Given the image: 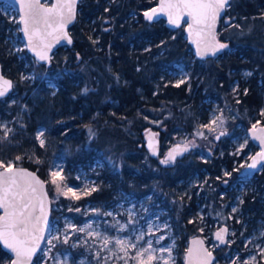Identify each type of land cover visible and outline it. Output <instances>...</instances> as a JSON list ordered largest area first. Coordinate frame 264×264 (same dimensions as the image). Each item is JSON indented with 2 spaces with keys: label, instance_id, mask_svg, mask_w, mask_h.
I'll return each instance as SVG.
<instances>
[{
  "label": "trees",
  "instance_id": "obj_1",
  "mask_svg": "<svg viewBox=\"0 0 264 264\" xmlns=\"http://www.w3.org/2000/svg\"><path fill=\"white\" fill-rule=\"evenodd\" d=\"M107 1H81L72 30L73 45L59 50L65 56H58V60H52L49 65L39 64L25 50L35 71L31 88L41 89L36 99L38 105L24 115L15 132L0 145L3 149L8 145L14 150L13 155L21 156L23 166L37 171L47 181L51 197L54 186L50 182V169L54 159L65 149L69 150L67 163L70 165H87L107 156L117 164L124 160L122 173L112 180L114 193L120 188L129 189L123 184L128 173L127 178L135 187L142 188L139 196L154 189L169 196L170 191L178 187L179 179L188 173L180 174L174 171V165L164 166L152 156H140L139 152L147 151L144 131L148 128L162 130L161 127L172 131L177 127L194 129L202 99L210 92L222 96L231 91V84L240 78L239 73L244 69L252 70L253 75L247 82L241 81L238 96L229 101L236 119L228 128L232 129L238 122L251 124L250 119L254 120L264 105V92L259 86V81H264V0H232L219 24V38L234 50L216 58L194 60L190 78L178 85L160 81V78L164 67H173L191 55L186 25L172 30L164 20L147 21L143 13L159 0H113L110 4ZM135 14L139 18L137 22ZM5 19L0 15V34L4 33ZM94 28L98 41L92 33ZM5 51L1 43L0 62L4 73L15 81L19 71L16 66L12 70L8 62L13 65L17 57L5 58ZM47 80L58 87L52 95L46 87ZM42 124L50 128L43 146L37 138ZM90 128L93 137L86 134ZM212 165L200 160L195 171L204 168L216 173ZM108 167L99 171L105 172ZM228 167L231 168L230 163ZM146 169L157 173L145 178ZM257 176L261 191L264 168ZM223 183V180L216 182V191L211 196L216 201L219 195L215 193L227 189ZM106 192L101 196L94 193L90 199L103 202L115 195L109 190ZM263 211L264 198L260 193L244 196V215L256 212L257 216H262ZM190 217L183 216L179 220L180 230L184 232L182 244L198 233L199 228ZM215 252L219 256L218 251ZM10 261L9 254L0 247V264H10Z\"/></svg>",
  "mask_w": 264,
  "mask_h": 264
},
{
  "label": "rangeland",
  "instance_id": "obj_2",
  "mask_svg": "<svg viewBox=\"0 0 264 264\" xmlns=\"http://www.w3.org/2000/svg\"><path fill=\"white\" fill-rule=\"evenodd\" d=\"M111 1L113 0L107 3L110 4ZM46 3L51 4V0H47ZM0 15L6 18L2 24L5 27L2 28L4 33L0 34V44L6 48L5 58L16 55L17 61L13 65L9 62L8 64L12 70L13 66H16V71H19L13 93L0 103L1 142L15 132L26 113L36 109L37 94L41 89L31 88L34 84L35 71L25 52L27 49L21 35L18 9L9 2H3L0 4ZM134 17L137 22L138 15L135 14ZM92 33L96 37L95 41H98L95 28ZM224 43L228 47L222 54L234 50L227 42ZM65 55L59 51L54 54L52 60L56 61L58 56ZM196 59L198 58L192 49L191 55L182 62L176 63L173 67H164L160 81H172L177 85L186 82L190 78V68ZM239 74L240 78H236L231 84V91L222 96L210 92L202 99L198 105V122L195 123L194 129L177 127L172 131L166 130L165 127H161L162 130L150 128L157 132L163 156L178 143L194 146L189 155L174 163V171L176 169L180 174L188 175L179 179L176 183L178 187L175 191H170L169 196L162 195L160 189L139 196L142 188L139 190V187H135L134 182L127 178L128 173H125L123 184L129 189L120 188L114 193L112 180L122 173V159L117 164V161L111 160V156H107L95 159L87 165H70L67 163L69 150H63L61 156L53 161L50 182L51 173L59 171L60 177L63 178L61 188L67 194L58 191L56 185L51 183L54 186L51 198L55 211L49 227L48 240L35 264H137L132 257L142 247H147V241H151L152 247L157 249L154 252L157 259L152 264H163L164 261H167V264H184L189 240L181 243L184 232L180 230L179 220L189 215L191 221L199 228L195 235H202L210 248L218 251L219 256L215 264H264V211L262 216H257L256 212L250 215H244L242 212L246 194L260 193L264 198V189L260 191L257 176L262 170L254 175H243L251 157L259 150L257 144L252 141L249 131L253 127L264 125V105L259 115L252 121L250 119V125L238 122L232 129L228 128L236 119L229 101L232 97L238 96L241 81L247 82L253 71L244 69ZM45 84L50 88L51 95L58 89L48 80ZM259 86L264 92V81L260 80ZM45 120L50 124L46 115ZM49 130L47 124L38 127L39 142L43 139L46 143V133ZM40 132H43V136H39ZM221 133L223 135L220 136ZM86 134L89 137L94 136L91 128L87 129ZM4 147L5 149L0 145V162L5 164L12 162L13 167L23 166L20 163L21 159H16L21 156L13 155L14 150L8 145ZM139 155L150 156L148 151L139 152ZM200 160L213 164L212 167L214 166L217 172L213 173L212 170L204 168L195 171ZM229 163L231 168L228 167ZM106 164L109 165L107 171H99L107 167ZM143 173L147 178L155 175L157 171L146 169ZM221 180L227 189L215 193L219 195L216 201L211 196L216 191V182ZM68 189L75 192L79 199L73 196L72 192H68ZM108 190L115 194L111 200L94 202L90 199L94 193L101 196L103 193L107 194ZM89 224L91 228H86ZM125 225L127 227H123ZM237 225L242 227L239 229ZM82 228L85 230L80 231ZM222 229H227L223 243L216 239V233ZM142 233L143 239L137 240L136 237ZM105 237L110 241L107 245L104 244ZM116 238L131 241L137 246L135 249L128 248L125 255L115 244ZM161 248H170L171 251L161 253L159 251Z\"/></svg>",
  "mask_w": 264,
  "mask_h": 264
},
{
  "label": "snow or ice",
  "instance_id": "obj_3",
  "mask_svg": "<svg viewBox=\"0 0 264 264\" xmlns=\"http://www.w3.org/2000/svg\"><path fill=\"white\" fill-rule=\"evenodd\" d=\"M24 13L20 18V23L23 25L21 29L27 36L28 45L36 52L40 60L49 59L47 52L44 50L37 51V45L33 43L35 37L39 36V29L37 25L43 23L47 27H51L53 23L57 25L54 30H59L62 32L63 38L71 43V39L68 37L66 32H63L65 25L74 19V6L75 0H65V2H58L52 7H44L40 4L39 0H22ZM228 4V0H167V2L161 3L160 12H166L168 14L169 22L172 24H179L180 12L186 13L191 17V23L189 24V29L196 30V34L199 35L201 32L210 35L212 40L215 41L214 29L216 20L220 13L224 10L225 6ZM65 9H67V16H65ZM145 17L148 20H152L157 16V10L153 9L151 13L145 12ZM60 37H57L59 40ZM51 45H45V48L50 49ZM228 45L224 43L215 42L210 45H206L204 48L200 47L199 41H197V49L201 56L207 55L211 52L215 55L220 49L227 48ZM251 75V73H247ZM12 87V82L4 79L0 76V97H3L9 89ZM85 91H87L85 89ZM246 94V93H245ZM215 123V120L213 121ZM264 131V129H262ZM223 135V133H221ZM39 136H43V132L39 133ZM219 138V137H217ZM261 143L264 144V137H259ZM45 141L40 140V144L43 146ZM184 150H187L186 148ZM176 150L168 154L170 160L175 159ZM21 159L20 157L16 158ZM168 160L162 161V163H167ZM264 162V152L258 153L255 157H252V163L248 165V168L255 169L258 164ZM0 168L4 171L0 172V208L4 209V215L0 217V239L4 240V243L8 245L13 251L16 252L17 257L27 256L30 260L32 253L36 251L34 247H28L32 234H30L29 228L31 226L32 233L37 231L36 225L40 222L41 218L44 220V225L47 226V216L43 206V200L41 197L36 196L35 200L39 205L40 215L35 216L36 205L32 204L33 196L29 195L31 193H36L37 189L33 186L40 185L41 193L43 189L42 182L39 181L32 173L27 172L24 169H19L14 171L12 162L7 164L0 162ZM52 180L51 183L56 185L58 191L63 194L64 189L61 188L62 177H60L59 171H53L51 173ZM65 187H67L65 185ZM68 192H72L68 189ZM73 196H76L75 192H72ZM79 199L78 196H76ZM235 211V209H233ZM111 215V213H107ZM127 227V225L123 226ZM86 228H91V225H86ZM84 231L85 229H79ZM123 230V228L121 229ZM227 229H222L216 233V239L220 240L221 243L225 242V234ZM93 235H99L98 233H93ZM58 239V237H53ZM137 240L143 239V233L136 237ZM65 243L67 238H65ZM107 237L104 238V244L109 243ZM147 247H142L136 252V255L132 259L137 261V264H152L157 257L154 252L157 249L152 247V242L147 241ZM194 243H199L202 245V241H195ZM115 244L119 247L120 252H124L127 255L128 248H136V243L127 241L125 239L116 238ZM161 253L167 251L170 253L171 249H159ZM192 250L189 249V255L191 256ZM147 254V255H145ZM162 259V257H161ZM211 253L205 250V257L202 264H210ZM163 264H167L164 261Z\"/></svg>",
  "mask_w": 264,
  "mask_h": 264
},
{
  "label": "water",
  "instance_id": "obj_4",
  "mask_svg": "<svg viewBox=\"0 0 264 264\" xmlns=\"http://www.w3.org/2000/svg\"><path fill=\"white\" fill-rule=\"evenodd\" d=\"M46 1L47 0H39L40 4L43 5L44 7H52L54 4H56L58 2V0H51V4H47ZM81 1L82 0H75L74 19H72L71 22L67 23L63 29V32H66L68 37L71 39V43H68V40L63 38L61 31L54 30L57 28V25L55 23H53L51 27H47L43 23L37 25V27L39 29V36L34 38L33 43L35 45H37V51L44 50L47 52V55L49 57V59H47V60H40L39 59L36 52L33 51L32 48L28 45V39H27L26 34L21 30V35H22L23 41L26 45V49H27L28 53L39 64H48V65L51 64L53 56L55 53H57L61 48H66L68 46L73 45L74 37L72 34V30H73L74 25L77 22V19H78L79 5H80ZM231 1L232 0H228V4L225 6L224 10L220 13L219 17L216 20L215 29H214L215 41L212 40V37L210 35L205 34L207 30H205V32H201L199 35L196 34L195 29L190 30L189 24L192 21H191V17H189L186 13H183V12L179 13L181 18L179 20L178 25L170 23L169 19H168V14L166 12H160L159 11L161 3L167 2V0H159L157 5L153 6L152 8H150L149 10L146 11L148 13H151L153 9H156L157 10V16H155L152 20H148L146 17H145V19L151 23L159 21V20H164L166 22L167 27L172 29V30H177V29L181 28L182 26L186 25V29H185L186 38H187L189 44L191 45L196 57L198 59H202V60L209 59V58H216L224 52L225 48L217 51L215 55H212L211 52H209L207 55L201 56L198 52V49H197V41H199L201 48H204L206 45H210V44L215 43V42L224 43L219 38V24L222 21V19L224 18L226 10L229 7ZM3 2H9V3L13 4L18 9V11L20 13V18H21V16L24 13L22 0H0V4ZM59 2L63 3V2H65V0H59ZM64 11H65V16H67V9H65ZM20 27H21V29L23 28V25L21 23H20ZM57 37H60V39L57 40ZM45 45H51L50 49L45 48ZM0 76H2L4 79H7V80L12 82L11 89H9L8 92L3 97H0V103H1L3 100L7 99L13 93L14 87H15V81L13 78L9 77L7 74L4 73L1 62H0ZM262 129H264V125H259L257 127H253L249 131V135H250L252 141L254 143H256L257 146L259 147V150L252 157H255L258 153L264 152V144H262L261 140L259 139V137H264V131H262ZM220 136H221V134H220ZM144 140H145V146H146V149H147L149 155L152 156L153 158L159 159L160 163L163 164L164 166L174 165L175 162H177L178 160L184 159L194 149L193 145H182V144L178 143V144H175L174 146H172L169 149V151L167 152V154L165 156H163V154L161 152V147H160V139L157 135V132L153 129H150V128H148L144 131ZM185 148L187 150H184ZM173 150H176L175 159L170 160L168 154L170 152H173ZM252 157L250 159L249 164L252 163ZM165 160H168V162L162 163V161H165ZM248 165L244 169L243 175H245V174L254 175V174L260 172L264 168V162H261L260 164H258L255 169L248 168ZM19 169H24L27 172L32 173L39 181L42 182L43 194L41 193L40 185L33 184V186L36 187L37 191L34 194L31 193V191H29V195L33 196V200L31 201V203L36 205V211L34 213L35 216L40 215L39 205L37 204L35 197L39 196L43 200V206H44L46 216H47V226L44 225L43 218H41L40 222L36 225L38 230L35 231L34 233H32V229L30 226L29 231H30V234H32V239H31L28 247H34L36 249V251L34 253H32L30 260L27 256L17 257L16 252L13 251L11 248H9L8 245L4 243L3 239H0V247L3 251L8 253L9 256L11 257L10 264H35L38 256L41 254V252L44 249L46 242L48 240L49 227H50V223L52 221V216H53L52 198H51V195H50L49 190H48L47 181L45 179H43L37 173V171L32 170V169L25 167V166L13 167L14 171L19 170ZM2 171H4V169H0V172H2ZM3 215H4V209L0 208V217H2ZM195 241H202L203 243L201 245L199 243H194ZM189 249L192 250L191 256L189 255ZM205 250L207 252L211 253L210 264H215L218 260V256H217L216 252L210 248L206 239L202 235L192 236L188 241V247H187V251L185 253L184 264H202V261L205 257Z\"/></svg>",
  "mask_w": 264,
  "mask_h": 264
},
{
  "label": "flooded vegetation",
  "instance_id": "obj_5",
  "mask_svg": "<svg viewBox=\"0 0 264 264\" xmlns=\"http://www.w3.org/2000/svg\"><path fill=\"white\" fill-rule=\"evenodd\" d=\"M179 161V160H178Z\"/></svg>",
  "mask_w": 264,
  "mask_h": 264
}]
</instances>
